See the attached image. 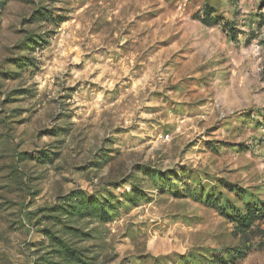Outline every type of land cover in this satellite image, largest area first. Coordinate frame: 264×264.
Instances as JSON below:
<instances>
[{
  "label": "rangeland",
  "instance_id": "rangeland-1",
  "mask_svg": "<svg viewBox=\"0 0 264 264\" xmlns=\"http://www.w3.org/2000/svg\"><path fill=\"white\" fill-rule=\"evenodd\" d=\"M0 264H264V0H0Z\"/></svg>",
  "mask_w": 264,
  "mask_h": 264
},
{
  "label": "trees",
  "instance_id": "trees-1",
  "mask_svg": "<svg viewBox=\"0 0 264 264\" xmlns=\"http://www.w3.org/2000/svg\"><path fill=\"white\" fill-rule=\"evenodd\" d=\"M259 211V210H258ZM247 213H236L235 221L240 224L242 227H247L251 220H253L256 217V213H254L253 210L250 208L247 209Z\"/></svg>",
  "mask_w": 264,
  "mask_h": 264
}]
</instances>
